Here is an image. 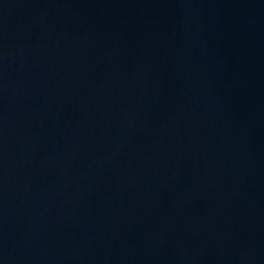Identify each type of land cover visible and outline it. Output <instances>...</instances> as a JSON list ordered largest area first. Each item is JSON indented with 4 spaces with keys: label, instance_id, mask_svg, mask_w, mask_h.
I'll list each match as a JSON object with an SVG mask.
<instances>
[{
    "label": "water",
    "instance_id": "1",
    "mask_svg": "<svg viewBox=\"0 0 264 264\" xmlns=\"http://www.w3.org/2000/svg\"><path fill=\"white\" fill-rule=\"evenodd\" d=\"M0 264H264V0H0Z\"/></svg>",
    "mask_w": 264,
    "mask_h": 264
}]
</instances>
